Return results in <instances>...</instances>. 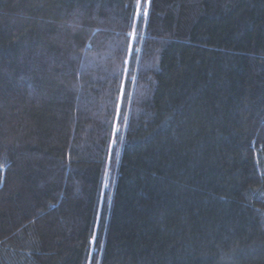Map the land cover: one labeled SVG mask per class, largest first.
<instances>
[{"label":"trees","instance_id":"trees-1","mask_svg":"<svg viewBox=\"0 0 264 264\" xmlns=\"http://www.w3.org/2000/svg\"><path fill=\"white\" fill-rule=\"evenodd\" d=\"M138 1L0 0V264H264V0Z\"/></svg>","mask_w":264,"mask_h":264},{"label":"rangeland","instance_id":"rangeland-1","mask_svg":"<svg viewBox=\"0 0 264 264\" xmlns=\"http://www.w3.org/2000/svg\"><path fill=\"white\" fill-rule=\"evenodd\" d=\"M137 4H139V6H141L142 8H140L141 9V11H140V13L138 14V18H139V20L141 21V22H144L145 20H146V16H147V14L145 15V12L147 13V11H148V4H149V2H148V0H144V3H143V1L142 0H139L138 1V3ZM135 21H136V19H135ZM130 34H132V35H130ZM129 35H130V39H131V43H132V40H133V38H134V32H131ZM132 46L130 45L129 46V50H128V54H127V57H128V59L126 60V62H125V64H126V67L128 66V64H129V60H130V58H131V56H132ZM141 53H143V52H141ZM141 56V55H140ZM139 56V57H140ZM137 58H138V56H137ZM134 89H136V90H138L139 89V87H134L132 90H134ZM138 92V91H137ZM117 133V128H116V126H115V128H114V130H113V138H112V140H111V146H110V150H112L113 152H115V150H116V147H115V142H114V136H115V134ZM119 152V149L116 151V153H118ZM109 168V164H108V166H107V169ZM107 169H106V172H105V176H104V180H105V182L103 181V185H102V196H101V201L103 200V197H105V196H108L109 195V191H106L107 189V181H106V179H107Z\"/></svg>","mask_w":264,"mask_h":264},{"label":"snow or ice","instance_id":"snow-or-ice-1","mask_svg":"<svg viewBox=\"0 0 264 264\" xmlns=\"http://www.w3.org/2000/svg\"><path fill=\"white\" fill-rule=\"evenodd\" d=\"M147 13L145 12V15H146ZM130 35H132V34H130Z\"/></svg>","mask_w":264,"mask_h":264}]
</instances>
